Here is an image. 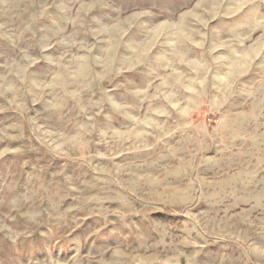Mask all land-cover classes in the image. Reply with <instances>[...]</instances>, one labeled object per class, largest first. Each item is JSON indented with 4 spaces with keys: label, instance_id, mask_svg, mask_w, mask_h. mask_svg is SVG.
Instances as JSON below:
<instances>
[{
    "label": "rangeland",
    "instance_id": "1",
    "mask_svg": "<svg viewBox=\"0 0 264 264\" xmlns=\"http://www.w3.org/2000/svg\"><path fill=\"white\" fill-rule=\"evenodd\" d=\"M5 23L0 174L19 172L25 191L51 197L40 207L58 202L81 236L105 222L95 214L101 206L119 207L93 197L131 196L115 180L145 177L137 231L123 241L105 237L89 252L61 242L54 255L17 256L5 246L6 264H76L88 255L100 264L117 247L131 264H245L264 245V186L242 190L236 178L252 143L241 137L264 123V0H0ZM109 97L131 105L110 122L107 107L95 115ZM165 120L178 130L154 149L113 157L99 142L109 126L130 142ZM86 122L95 128L82 139ZM189 180L205 198L186 214L178 200Z\"/></svg>",
    "mask_w": 264,
    "mask_h": 264
},
{
    "label": "clouds",
    "instance_id": "2",
    "mask_svg": "<svg viewBox=\"0 0 264 264\" xmlns=\"http://www.w3.org/2000/svg\"><path fill=\"white\" fill-rule=\"evenodd\" d=\"M0 28H7V23L0 25ZM6 52V49H0V55H5ZM21 87H24V85L21 84ZM95 107L98 109L95 115L104 113L105 107L109 108V113L106 116L110 122L112 119L125 114L131 105L123 98L109 97L106 102L97 103ZM169 117L173 120V123L176 122V117H172L171 114H169ZM256 119L259 121L260 117H256ZM167 124L168 121L165 120L163 123L154 126L155 131L146 132L139 139L130 138V142H125L122 137L115 135L109 126L102 133L99 142L107 145L109 153L113 157L127 152L136 153L154 149L157 144L166 143L165 137L172 136L178 130L172 125H168L166 129L165 125ZM94 128V123L86 122L85 125L79 128L77 134L82 139H86L91 135ZM256 133L255 137L247 134L241 137L244 141L252 140L248 147L249 158L245 168L236 174V178L242 185V190H248L249 185L264 186V123L257 124ZM229 136H231V133ZM148 137H154V141L149 142ZM227 138L229 137L226 136L225 139ZM225 151H231V149L225 146ZM22 168L21 165L20 169L22 170ZM115 171L119 173L122 169L117 167ZM132 174L135 175V172ZM18 175L19 172L13 173V177L9 178L0 174V248L6 246L11 253L17 256L26 249L31 250L33 248L39 249L41 255L46 251L54 255L57 249L63 247L61 242H66L72 249L82 248L85 252H89L95 250L92 246L96 245L98 240L111 236L113 242L123 241L125 232L132 234L137 231V225L133 217L137 211L135 201L141 198L136 197L135 193L143 189L144 176H137L130 183L122 182L120 179L115 180V183L119 184L121 188H127V191L132 193L131 196L116 192L93 197L92 199L98 202L105 200L117 201L119 207L105 209L101 206L99 212L95 214L103 216L105 222L89 232L88 236H81L75 232V228H79L80 222L70 221L67 218V212L59 210L58 202L52 203V209L54 210L41 208L42 199L51 200V197L41 198L37 195L38 189L35 187L25 191L19 185ZM29 180H31V177H29ZM65 183L68 188L76 190L71 178H65ZM232 194L234 195L235 192ZM204 198V191L197 188L195 183L189 180L180 194L178 203L184 206L187 214L194 206L193 201L199 202ZM110 213H114L119 219L109 220ZM136 219H139V217H136ZM108 224H112L113 231L111 233L102 232L101 229L106 228ZM97 233H99V236H96ZM92 237L95 238L90 239ZM106 252H111V255L107 259H102L100 264H131L132 258L129 257L127 250L124 248H108ZM0 264H6L3 258H0ZM76 264H96V257L91 255L80 257ZM245 264H264V245L256 251H250Z\"/></svg>",
    "mask_w": 264,
    "mask_h": 264
}]
</instances>
